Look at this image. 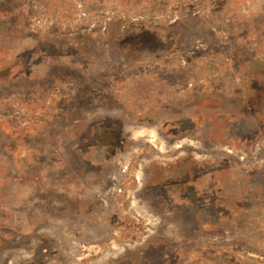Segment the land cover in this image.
Wrapping results in <instances>:
<instances>
[{"label": "rangeland", "instance_id": "rangeland-1", "mask_svg": "<svg viewBox=\"0 0 264 264\" xmlns=\"http://www.w3.org/2000/svg\"><path fill=\"white\" fill-rule=\"evenodd\" d=\"M0 264H264V0H0Z\"/></svg>", "mask_w": 264, "mask_h": 264}]
</instances>
